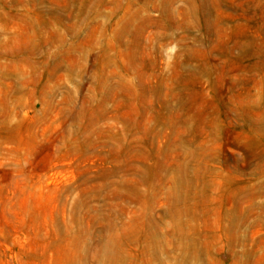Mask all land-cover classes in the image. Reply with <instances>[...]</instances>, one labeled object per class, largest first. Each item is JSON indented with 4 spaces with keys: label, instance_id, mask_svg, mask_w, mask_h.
Instances as JSON below:
<instances>
[{
    "label": "rangeland",
    "instance_id": "1",
    "mask_svg": "<svg viewBox=\"0 0 264 264\" xmlns=\"http://www.w3.org/2000/svg\"><path fill=\"white\" fill-rule=\"evenodd\" d=\"M0 264H264V0H0Z\"/></svg>",
    "mask_w": 264,
    "mask_h": 264
}]
</instances>
